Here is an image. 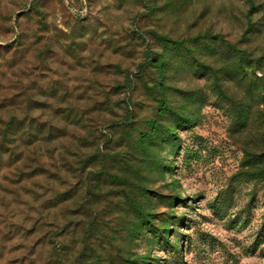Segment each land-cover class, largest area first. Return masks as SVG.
<instances>
[{"label":"rangeland","instance_id":"1","mask_svg":"<svg viewBox=\"0 0 264 264\" xmlns=\"http://www.w3.org/2000/svg\"><path fill=\"white\" fill-rule=\"evenodd\" d=\"M2 130L0 264H264V0H0Z\"/></svg>","mask_w":264,"mask_h":264},{"label":"trees","instance_id":"2","mask_svg":"<svg viewBox=\"0 0 264 264\" xmlns=\"http://www.w3.org/2000/svg\"><path fill=\"white\" fill-rule=\"evenodd\" d=\"M161 40L164 42L165 46H169L172 48H181V47H187L188 46V42H190L191 40H189V38H181V39H176V38H171L169 36L166 35H162L160 36ZM155 62L153 63V65L156 66H160V67H165L167 63L163 62V58L154 57ZM217 80V77H216ZM163 106L160 109V111H158L157 113L160 114L165 108H167L168 104H167V100H163L162 101ZM151 121V127L156 129V125H157V121L155 119L150 120ZM183 124L185 125H192L191 122L184 120ZM22 130L18 131V134L15 133V135L18 136V145L15 148H12V152L11 154L13 155L12 159L9 162H15L18 161L19 159H26L28 157H32L34 156L37 159V136L36 139H32V136L35 135V133H37V130H34L32 127H28L25 124L23 125ZM36 131V132H35ZM14 133V132H13ZM6 130H2V132H0V138L3 137V142L0 143V163H3V154L4 152V147H5V141L7 139V135H6ZM37 135V134H36ZM144 138L147 137V134L143 135ZM1 169V167H0ZM20 172V170H18ZM36 171L34 170V175H36ZM33 174V172H32ZM1 177V175H0ZM1 187V186H0ZM156 233V232H155Z\"/></svg>","mask_w":264,"mask_h":264}]
</instances>
